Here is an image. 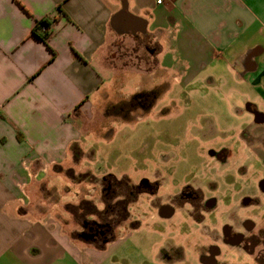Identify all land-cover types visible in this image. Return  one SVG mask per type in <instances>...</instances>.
Wrapping results in <instances>:
<instances>
[{
    "label": "crops",
    "instance_id": "1",
    "mask_svg": "<svg viewBox=\"0 0 264 264\" xmlns=\"http://www.w3.org/2000/svg\"><path fill=\"white\" fill-rule=\"evenodd\" d=\"M157 1L0 0V264H117L122 237L87 240L71 227L109 210L90 198L86 178L101 176L82 161L89 138L126 120L110 113L124 112L140 84H210L227 68L225 80L251 96L250 125L264 126V0ZM42 20L46 42L33 34ZM138 199L130 207L140 214ZM234 232V264H264V215ZM209 249L203 259L216 264Z\"/></svg>",
    "mask_w": 264,
    "mask_h": 264
},
{
    "label": "rangeland",
    "instance_id": "2",
    "mask_svg": "<svg viewBox=\"0 0 264 264\" xmlns=\"http://www.w3.org/2000/svg\"><path fill=\"white\" fill-rule=\"evenodd\" d=\"M221 73L223 81L214 78L210 84L204 78L186 84L170 77L142 83L124 112L110 113L126 120L113 119L89 138L91 158L82 164L101 177H87L85 188H90V198L97 195L98 208L99 197L107 203L121 198L127 182L156 189L140 194L141 215L131 206L128 221L120 208L95 215L94 223L111 230L106 240L122 237L117 264H207L203 258L210 247L217 250L216 264H234L238 258L226 239L241 219L264 215V126L250 125L255 117L244 103L245 98L252 101L248 89L226 81L231 74L227 68ZM104 174L123 180L102 178ZM201 194L214 203L206 211L183 204ZM149 198L175 208L173 215L164 218L156 208L151 211ZM245 199L248 206L241 205ZM82 224L71 229L85 233Z\"/></svg>",
    "mask_w": 264,
    "mask_h": 264
},
{
    "label": "flooded vegetation",
    "instance_id": "3",
    "mask_svg": "<svg viewBox=\"0 0 264 264\" xmlns=\"http://www.w3.org/2000/svg\"><path fill=\"white\" fill-rule=\"evenodd\" d=\"M125 188L126 190L124 195L119 199L120 203L119 202H114L115 204L110 203L108 207H109V211H114L115 209H118L120 207L122 216L125 219H129L131 216L130 215L131 213L129 212L130 205L140 196L141 193L143 192L155 193L156 189L152 191L149 183L140 184L139 186H131L129 182H127ZM200 196L199 197L197 196V198H195V202L193 200L192 202H185L183 204H188L196 211L197 210L206 211V207L211 205V202L208 200L204 201L202 194ZM147 202H149L150 206H153L151 207L152 210L156 208L158 214L164 218L171 217L173 215V210H175V208H171L172 206L161 204L162 203L161 200H160L161 203H159V202H153L149 198L147 199ZM84 229H85V233L82 232L81 235L84 234L89 238V240L91 239L95 241H105L107 238L106 237L107 234H109V232L111 231L108 230L109 228L105 229L104 225L103 226L98 225L97 223L90 221H84Z\"/></svg>",
    "mask_w": 264,
    "mask_h": 264
},
{
    "label": "trees",
    "instance_id": "4",
    "mask_svg": "<svg viewBox=\"0 0 264 264\" xmlns=\"http://www.w3.org/2000/svg\"><path fill=\"white\" fill-rule=\"evenodd\" d=\"M49 23L47 21L37 22L33 28V34L39 37L43 42H46L49 37L48 32Z\"/></svg>",
    "mask_w": 264,
    "mask_h": 264
},
{
    "label": "water",
    "instance_id": "5",
    "mask_svg": "<svg viewBox=\"0 0 264 264\" xmlns=\"http://www.w3.org/2000/svg\"><path fill=\"white\" fill-rule=\"evenodd\" d=\"M81 237H82L83 239H87V240L89 239V238H88L86 235H84V234H82Z\"/></svg>",
    "mask_w": 264,
    "mask_h": 264
},
{
    "label": "built area",
    "instance_id": "6",
    "mask_svg": "<svg viewBox=\"0 0 264 264\" xmlns=\"http://www.w3.org/2000/svg\"><path fill=\"white\" fill-rule=\"evenodd\" d=\"M160 2H161V1H160V0H158V1H157V4H159Z\"/></svg>",
    "mask_w": 264,
    "mask_h": 264
}]
</instances>
